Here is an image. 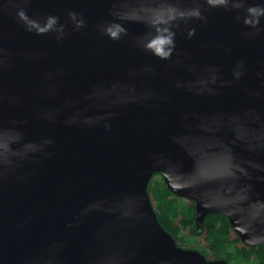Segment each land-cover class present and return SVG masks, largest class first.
<instances>
[{"label": "water", "instance_id": "1", "mask_svg": "<svg viewBox=\"0 0 264 264\" xmlns=\"http://www.w3.org/2000/svg\"><path fill=\"white\" fill-rule=\"evenodd\" d=\"M155 173L264 245V0H0V264H230Z\"/></svg>", "mask_w": 264, "mask_h": 264}, {"label": "trees", "instance_id": "2", "mask_svg": "<svg viewBox=\"0 0 264 264\" xmlns=\"http://www.w3.org/2000/svg\"><path fill=\"white\" fill-rule=\"evenodd\" d=\"M147 191L160 224L177 245L199 250L210 260L264 264V245L244 244L223 213H209L198 222L194 201L173 194L161 174L152 176Z\"/></svg>", "mask_w": 264, "mask_h": 264}]
</instances>
